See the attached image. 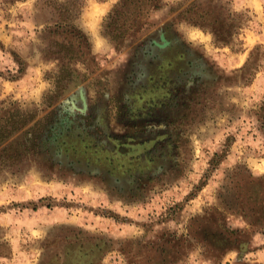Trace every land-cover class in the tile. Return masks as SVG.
<instances>
[{"label":"rangeland","instance_id":"374dc122","mask_svg":"<svg viewBox=\"0 0 264 264\" xmlns=\"http://www.w3.org/2000/svg\"><path fill=\"white\" fill-rule=\"evenodd\" d=\"M0 264H264V0H0Z\"/></svg>","mask_w":264,"mask_h":264},{"label":"trees","instance_id":"16d2710c","mask_svg":"<svg viewBox=\"0 0 264 264\" xmlns=\"http://www.w3.org/2000/svg\"><path fill=\"white\" fill-rule=\"evenodd\" d=\"M1 161H4L3 159Z\"/></svg>","mask_w":264,"mask_h":264}]
</instances>
